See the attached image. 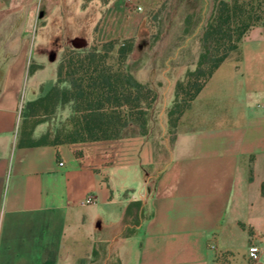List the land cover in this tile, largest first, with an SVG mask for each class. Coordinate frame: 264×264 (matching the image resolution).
<instances>
[{"label": "crops", "instance_id": "obj_1", "mask_svg": "<svg viewBox=\"0 0 264 264\" xmlns=\"http://www.w3.org/2000/svg\"><path fill=\"white\" fill-rule=\"evenodd\" d=\"M133 1L138 22L126 0H0V264H253L249 246L264 247V28L248 33L240 58L219 67L173 128L165 109L201 47L167 38H202L216 0ZM150 22L164 37L159 55L134 67L145 85L158 70L161 134L150 124L148 135L20 146L23 105L58 82L49 37L74 36L82 50L89 36L136 41ZM185 52L195 58L181 60ZM88 196L96 203L84 207Z\"/></svg>", "mask_w": 264, "mask_h": 264}, {"label": "trees", "instance_id": "obj_2", "mask_svg": "<svg viewBox=\"0 0 264 264\" xmlns=\"http://www.w3.org/2000/svg\"><path fill=\"white\" fill-rule=\"evenodd\" d=\"M256 27L264 28V0H216L201 39L198 66L177 83L174 109L169 116L170 121L176 119L171 122L173 128L219 67L231 53L240 50L244 38ZM134 43L135 40L111 42L105 52L72 51L65 55L58 68L57 84L46 97L27 105L70 106L73 116L65 128L67 140L37 141L33 137L35 129L25 128L20 129V146L112 141L131 136L138 129L146 133L155 93L131 71Z\"/></svg>", "mask_w": 264, "mask_h": 264}, {"label": "rangeland", "instance_id": "obj_3", "mask_svg": "<svg viewBox=\"0 0 264 264\" xmlns=\"http://www.w3.org/2000/svg\"><path fill=\"white\" fill-rule=\"evenodd\" d=\"M215 3L214 2V6L215 7ZM71 7H69V11L71 12ZM214 11V9H213ZM213 14V12H212ZM212 14H208L209 16V20L208 23L212 17ZM69 16H71L69 14ZM52 18H54V15L51 16ZM58 22L55 20H48L46 22V24H48V26H52L55 27V25ZM65 25V32H73L74 33V23L75 24V28H77V24L81 25L82 22L80 20H77L76 22H64ZM71 24V25H70ZM70 25V26H69ZM147 26H149L150 32L149 34H145L144 36H141L138 38V40L135 41L134 43V53L132 54V56L130 57V61L133 64V68H131L132 72L135 74L137 71V68H135L136 66H141L145 61L150 60L151 58L155 59L156 56H158L159 54H157L155 52V47L157 45H160L163 43V39L164 37L161 36H157V24L153 23H149ZM37 28L40 29V25H37ZM68 28H70V30H68ZM73 28V29H72ZM206 29V28H205ZM205 31V30H204ZM204 34V32H203ZM75 39L74 36H60V37H49L48 38V46L50 49V55H51V59L55 60V58L58 61H62L64 56L67 54H70L72 51H91V50H98L101 52H105L108 51L110 49L109 47V43L111 42H99L96 37L94 36H89L86 37L85 39H87V45L82 49L79 50L77 48L74 47V42L73 41ZM169 39V44L171 45H180V44H187L190 46L189 48L195 49V47L197 46L196 44L199 42L200 43V47H201V51H200V55L202 53V43H201V39L199 37H180L178 35L173 36V37H169L167 38ZM73 43V44H72ZM118 48L116 47L115 50H117ZM165 55H169V56H174V54L172 53H164ZM182 57L180 58L181 60H193L195 58V54L194 53H190V52H185L180 54ZM115 56V55H112ZM240 58V51H236L230 54V57L228 58V60H238ZM135 66V67H134ZM195 69H190L189 71H194ZM175 75H182L181 72H184V70H180V69H176L175 71ZM187 74V73H186ZM185 74V76H186ZM184 76V78H185ZM147 79L149 80V83H147L146 85L149 86L150 88L152 87V85H156L157 82H159L160 80V76L158 75V70H150L147 72L146 75ZM55 84H51V85H47L44 86L42 88V92H41V98L46 97V95L50 92V90L52 89V87H54ZM40 98V99H41ZM165 104V102H156L154 101L151 111H150V115H149V122L147 125V131L146 133L142 132L140 129L137 130V132H135V134H141V135H148L150 132V124L151 126H154L153 131H157L159 134L160 133V119H161V111L163 110V105ZM174 109V105L170 106L168 109H165V117L167 116L168 118V123L169 125L172 127V123H174V121L176 119H172V121H170V112H173ZM73 113L71 110L70 106H52L50 104H44L42 106H28L27 104L23 105L22 111H21V126L20 129H27V130H33L35 129L36 132V138L35 140H41L43 139L44 141L48 142V143H54V142H65L67 140V134L65 131V128L69 127V122L70 119L72 118ZM24 117H27L28 119L25 121ZM176 118V117H175ZM172 122V123H171ZM34 132V133H35ZM132 134V135H135ZM221 264H225V263H221ZM228 264H231L230 262Z\"/></svg>", "mask_w": 264, "mask_h": 264}, {"label": "built area", "instance_id": "obj_4", "mask_svg": "<svg viewBox=\"0 0 264 264\" xmlns=\"http://www.w3.org/2000/svg\"><path fill=\"white\" fill-rule=\"evenodd\" d=\"M127 2V8H126V17L129 20L139 21L138 14L143 12V8L139 5L134 4L133 0H126ZM61 166H63V163H61ZM96 203V200L94 196H88L83 202L82 206H92ZM264 255V247L260 244L253 243L249 246L248 249V257L249 260L253 264H258L261 260V258Z\"/></svg>", "mask_w": 264, "mask_h": 264}]
</instances>
